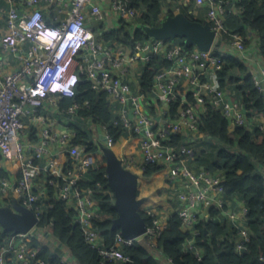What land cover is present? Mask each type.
I'll use <instances>...</instances> for the list:
<instances>
[{"label": "built area", "instance_id": "built-area-1", "mask_svg": "<svg viewBox=\"0 0 264 264\" xmlns=\"http://www.w3.org/2000/svg\"><path fill=\"white\" fill-rule=\"evenodd\" d=\"M0 1L4 2L0 5V208L15 211L18 203L37 219L26 233L5 234L0 225V233L5 234L0 241V264H53L38 256L31 241L49 245L54 239L38 228L54 199L74 211L73 222L101 263L131 262L123 249L140 242L159 262L172 264L156 240L173 214L181 221L180 231L189 236L181 248L184 254L202 260L197 226L209 220L226 228L221 239L230 235L241 254L250 238L248 209L240 197L225 196V172L197 162L194 146L210 139L200 130L210 109L222 114L230 127L264 132V116L247 111L241 92L220 86L218 80L224 59L235 56L247 65V75L264 97V56L250 45L251 32L231 33L225 26L228 10H243L237 6L239 0L230 8L226 7L229 0H194L196 7L206 8L205 22L214 33L208 51L196 46L185 49L183 39L147 35L128 42L123 35L106 39V34L122 26V19L127 32L141 26L131 0H108L118 28L102 26L105 12L94 0ZM150 69L151 81L143 89L141 77ZM83 81L95 93H107L112 113L108 123L78 115L81 106L74 99ZM63 97L73 98L72 104L62 105ZM84 105L88 107L89 102ZM110 127H121L127 136L115 139ZM78 129L88 139L77 141ZM124 139L134 147L130 155L115 153L125 168L143 173L145 165L154 164L164 172L161 196L168 209L142 206L151 219L146 232L136 239L117 233L113 243L106 245L92 226V220L100 216L99 203L80 182L94 166L89 147L102 154V145L114 151ZM257 173L264 181L263 166L257 165ZM211 209L218 215L211 216ZM62 249L56 264L76 263Z\"/></svg>", "mask_w": 264, "mask_h": 264}, {"label": "trees", "instance_id": "trees-1", "mask_svg": "<svg viewBox=\"0 0 264 264\" xmlns=\"http://www.w3.org/2000/svg\"><path fill=\"white\" fill-rule=\"evenodd\" d=\"M178 2L180 0H169ZM193 0H188V3ZM132 7L137 10V24L147 26H159V18L165 0H131ZM167 4V3H166ZM238 7H242L241 13L228 10L225 15V26L231 33L242 35L255 32L258 38V48L264 56V0H239ZM227 8L231 4L226 5ZM188 9V8H186ZM175 13L170 10L167 15ZM186 15V14H185ZM189 17V14L186 15ZM196 21L205 23V20L194 18ZM122 26L105 35L106 39L116 40L120 35L126 42L140 40L146 37L143 31L136 28L134 32L126 31L127 24L122 19ZM248 67L239 58L227 56L224 59L222 69L218 72L219 85L231 86L241 92V99L249 112L259 113L264 116V97L257 91L253 81L247 75ZM152 71L145 72L141 80L142 88L146 89L151 81ZM78 94L75 101L80 104L78 111L81 118L99 119L108 123L112 118L106 92L99 94L90 89L89 83L83 81L78 85ZM89 102L88 107L84 105ZM73 98L63 97L61 104H72ZM200 130L209 135L211 141L217 143V162L206 166L201 162L198 152L195 159L208 169L218 168L225 172L223 183L226 197H240L248 209L246 218L250 232L249 241L244 246L241 254L235 251V244L228 235L227 239H221L226 234V228L219 222L209 220L200 223L197 228L200 235L197 245L203 250L202 260H197L192 254H184L182 245L188 234L180 231L181 221L176 214L169 217L168 226L156 240V246L165 256L172 259V264H264V181L257 173V165L264 167V132H248L240 127H230L226 119L218 111L210 109L202 120ZM77 141L88 139L78 129ZM109 132L114 134L115 139L121 135L127 136V132L121 127H110ZM87 154L94 166L85 174L80 182V187L88 190L89 196L99 203L100 216L92 220L93 228L102 237L106 245H111L119 229H112L113 220L117 217L114 209L116 202L114 192L110 189L106 179V162L97 149L89 147ZM11 167L10 162H7ZM161 169L154 164L144 166L143 175L150 177ZM3 171H0V175ZM50 194H53L50 190ZM148 225L151 219L145 211H141ZM211 216L218 215V211L211 209ZM74 211L66 207L62 201L54 199L53 207L46 210L40 218L38 228L54 238L60 246L65 247L77 264H120L101 263L97 251L85 244L83 233L78 224L73 222ZM6 234V233H5ZM4 233H0V241ZM34 248L39 251V257L48 259L53 264L59 263L60 250L52 251L50 245L42 241L32 240ZM129 255L131 262L124 264H162L155 259L150 249L143 243L137 242L131 247L123 249ZM52 255L54 258H52Z\"/></svg>", "mask_w": 264, "mask_h": 264}, {"label": "water", "instance_id": "water-1", "mask_svg": "<svg viewBox=\"0 0 264 264\" xmlns=\"http://www.w3.org/2000/svg\"><path fill=\"white\" fill-rule=\"evenodd\" d=\"M138 29L156 39H183L185 49L196 46L208 51L214 40V33L207 22L201 23L193 15L188 17L184 13L167 15L159 26L141 25ZM101 149L106 162V179L116 199L114 209L117 217L113 220L112 229H119L127 239H136L147 229L141 214L145 199L138 195L140 176L125 168L112 149L103 145ZM36 222L33 212L18 203L15 204V211L0 208V225L5 233H26Z\"/></svg>", "mask_w": 264, "mask_h": 264}, {"label": "crops", "instance_id": "crops-1", "mask_svg": "<svg viewBox=\"0 0 264 264\" xmlns=\"http://www.w3.org/2000/svg\"><path fill=\"white\" fill-rule=\"evenodd\" d=\"M94 1L99 2L100 5L102 6L104 12H105L106 22L102 26H106V27L114 26V27H116V25H117V28H118V26H119V24H117L118 18L115 14L111 13L108 10V5H107L108 0H94ZM229 1L231 2V6H234L236 0H229ZM0 5H4V2L0 1ZM163 8H162V12L159 16L160 19L165 18L168 14V11L172 10L175 14H177V13H184L186 15L189 14V17L191 15H193L194 18L205 20L206 8L203 6L202 7H196L194 4V0L189 2V3H188V0H180L178 2H170L169 0H165V4L163 5ZM177 8H178V10H175ZM186 8H188V9H186ZM2 26H3V21L1 18L0 19V29ZM250 34L253 38L252 39L253 41H251L250 45L252 46V48L255 51V50L259 49L258 48L259 43L256 42V41H258V38L254 32H251ZM212 143H214L213 148H215V149L210 148L211 147L210 144H212ZM129 145H130V143L124 139V140L119 141L117 143V145L114 147V151L118 155L119 154L120 155H122V154L130 155V154H132V149L134 147H130ZM195 145H196L195 147L198 151V156L201 157L200 160L202 159L204 154H207V153H210L213 151H214V155L216 154V158H217V145L215 144V142H212V141L203 142L202 141L200 143H196ZM136 155H138V154H136ZM217 159L212 163H216ZM133 172L137 173L140 176L138 195L140 198L145 199L143 206L144 207L145 206H151V207H155V208L158 207V209L160 211L163 210L165 212V210L168 209V206L167 207L165 206L166 205L165 204L166 199H164L161 196V189L164 187V184H165L164 172H162V171L156 172L150 177H145L143 175V173H140L139 171L133 170ZM142 183H143V186H142ZM50 243H51V246L53 244L54 249L60 250V252L63 250L62 246H60L55 239H50ZM72 264H77V263L73 262Z\"/></svg>", "mask_w": 264, "mask_h": 264}, {"label": "rangeland", "instance_id": "rangeland-1", "mask_svg": "<svg viewBox=\"0 0 264 264\" xmlns=\"http://www.w3.org/2000/svg\"><path fill=\"white\" fill-rule=\"evenodd\" d=\"M208 141H211V140H208ZM203 142H207V141H203ZM212 142H214V141H212ZM216 145H217V143H215ZM211 145V149H215V148H213V146H214V143H212V144H210ZM194 146H196V145H194ZM217 158H216V154L214 155V151L213 152H210V153H207V154H204L203 155V157H202V159H201V163L202 164H204V165H206V166H210V164L212 163V162H214L215 160H216ZM218 160V159H217ZM142 186H143V183H142ZM50 247H51V249H53V250H55L54 249V246H53V244H52V246H51V243H50Z\"/></svg>", "mask_w": 264, "mask_h": 264}]
</instances>
